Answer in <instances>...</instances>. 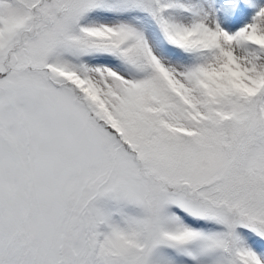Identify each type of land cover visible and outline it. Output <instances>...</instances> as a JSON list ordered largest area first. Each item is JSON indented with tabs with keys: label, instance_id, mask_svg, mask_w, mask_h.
Returning <instances> with one entry per match:
<instances>
[{
	"label": "snow or ice",
	"instance_id": "obj_1",
	"mask_svg": "<svg viewBox=\"0 0 264 264\" xmlns=\"http://www.w3.org/2000/svg\"><path fill=\"white\" fill-rule=\"evenodd\" d=\"M0 264H264V0H0Z\"/></svg>",
	"mask_w": 264,
	"mask_h": 264
}]
</instances>
